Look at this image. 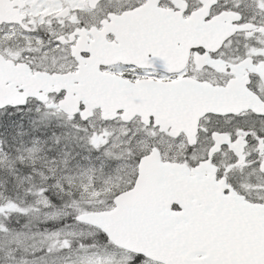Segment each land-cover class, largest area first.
<instances>
[{
  "label": "snow or ice",
  "instance_id": "obj_1",
  "mask_svg": "<svg viewBox=\"0 0 264 264\" xmlns=\"http://www.w3.org/2000/svg\"><path fill=\"white\" fill-rule=\"evenodd\" d=\"M0 264H264V0H0Z\"/></svg>",
  "mask_w": 264,
  "mask_h": 264
}]
</instances>
